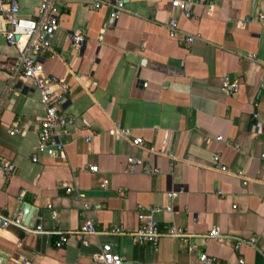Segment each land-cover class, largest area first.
Wrapping results in <instances>:
<instances>
[{
	"label": "crops",
	"instance_id": "1",
	"mask_svg": "<svg viewBox=\"0 0 264 264\" xmlns=\"http://www.w3.org/2000/svg\"><path fill=\"white\" fill-rule=\"evenodd\" d=\"M105 1L93 8L94 0H57L59 27L43 62L69 85L63 111L75 124L63 153L38 147L40 92L22 74L12 77L19 52L0 16V159L15 164L10 178L0 171V217L25 215L31 205L37 221L0 225V264H98L103 249L125 264H235L240 255L264 264V0H198L191 17L172 0ZM118 1L124 8L114 19ZM39 5L20 0L21 14L36 17ZM172 18L192 42L170 35ZM73 32L85 36L82 45ZM225 77L239 82L235 92L221 89ZM118 122L128 136L111 133ZM131 155L159 172L130 171ZM150 205L160 207L163 231L176 224L189 236L136 240L140 207ZM87 217L97 233L84 244L74 232ZM214 227L229 237L206 240ZM60 231L69 236L62 245ZM251 237L254 245L235 249Z\"/></svg>",
	"mask_w": 264,
	"mask_h": 264
},
{
	"label": "built area",
	"instance_id": "2",
	"mask_svg": "<svg viewBox=\"0 0 264 264\" xmlns=\"http://www.w3.org/2000/svg\"><path fill=\"white\" fill-rule=\"evenodd\" d=\"M105 0H94L92 7L99 8L104 4ZM172 6L175 9H180L185 16L191 17L192 10L195 5L203 4V1L198 0H172ZM214 4L209 3L208 6L212 7ZM124 8V2L118 1L112 4L111 17L117 18L120 12ZM59 12L60 7L57 0H40V5L37 11L36 17H26L21 14L20 0H0V16H3L8 24L4 30V34L9 45L18 47V60L14 66V72L12 77L22 74L28 79L34 87L40 92V100L44 106V115L36 124L38 131V147L40 149H46L50 152H64L63 137L70 133V129L75 124V118L72 115H68L63 111V106L68 100L69 85L68 83L59 78L56 75L49 74L45 71L43 58L45 57L48 49L51 46L50 33L52 30L59 27ZM254 18L248 17L246 20L251 21ZM259 19H263L264 14L259 15ZM170 35L176 37L180 41L192 42L195 39L193 35H186L178 28V22L176 18H172L169 21ZM72 42L75 46H80L85 42V36L81 32H73L71 35ZM58 86V88L56 87ZM264 86V81H263ZM239 87L237 80H231L225 77L222 81L221 89L228 93L235 92ZM17 127H13L10 130L11 134L18 132ZM111 133L115 135L128 136L130 134L129 129L124 127L122 123H116ZM92 135H88L87 139L90 140ZM218 140H222L221 135L216 137ZM132 142L136 145H142L144 140L142 137H134ZM151 150H154L152 147ZM172 156V154L170 153ZM264 156V154L262 155ZM37 157L34 156V160ZM129 170L135 172L139 166H142L145 171L151 173H158L159 169L148 164H144L143 160L136 156H128ZM214 161L217 163V167L226 170L227 166L222 163L219 155L214 156ZM93 171H98V166L93 165L90 167ZM15 170V164L0 159V171L4 173L7 178H10ZM106 183H103L105 185ZM67 191H72V187H68ZM176 192H170V196H175ZM88 207V204H85ZM141 206V205H140ZM139 220L140 225L136 231L131 234L136 240L140 242H148L156 244L162 236L172 238H186L189 233L176 224H172L165 231L160 227L159 220L155 217V213L160 210V207L150 205L147 207H140ZM167 209H171L168 206ZM5 222L15 224L22 228H26L25 215L23 213L18 214L14 218ZM113 233H123L121 227H115L112 229ZM60 233V240L58 245H62L68 240V233L62 231ZM84 244L89 243L87 238L88 234L97 233L95 228V219L93 217H87L82 227L74 232ZM229 235L221 232L217 227L212 228L206 235L205 239L212 238L220 241H225ZM243 241L254 245L256 238L251 237L247 240L237 239L235 242V249L240 250ZM95 261L98 264H125L126 257L120 253L103 249L100 253L94 256ZM201 259L205 263H212L213 258L207 253L201 254ZM19 264H26L25 259H21ZM235 264H248L243 255L238 257Z\"/></svg>",
	"mask_w": 264,
	"mask_h": 264
},
{
	"label": "water",
	"instance_id": "3",
	"mask_svg": "<svg viewBox=\"0 0 264 264\" xmlns=\"http://www.w3.org/2000/svg\"><path fill=\"white\" fill-rule=\"evenodd\" d=\"M27 204L25 203L24 205H23V207H25ZM27 207H28V205H27ZM34 213H35V208H33L31 205H30V207L28 208V212L25 214V224H27V225H29V226H31V227H33V226H35V224H36V222L37 221H35V220H33V215H34ZM5 223V220L4 219H2L1 217H0V225L1 224H4ZM38 226V225H37ZM4 263H5V261H4Z\"/></svg>",
	"mask_w": 264,
	"mask_h": 264
}]
</instances>
